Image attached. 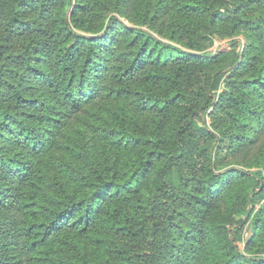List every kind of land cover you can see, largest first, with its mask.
<instances>
[{
  "label": "trees",
  "instance_id": "1",
  "mask_svg": "<svg viewBox=\"0 0 264 264\" xmlns=\"http://www.w3.org/2000/svg\"><path fill=\"white\" fill-rule=\"evenodd\" d=\"M0 264H264V0H0Z\"/></svg>",
  "mask_w": 264,
  "mask_h": 264
},
{
  "label": "rangeland",
  "instance_id": "2",
  "mask_svg": "<svg viewBox=\"0 0 264 264\" xmlns=\"http://www.w3.org/2000/svg\"><path fill=\"white\" fill-rule=\"evenodd\" d=\"M243 43H244V39L242 34H238L235 37H224V38L213 37L212 40L210 41L204 38H198L196 45L201 51H205L208 53L216 52L220 47H224L228 49L230 52L227 54V56H225L224 60L221 62L223 68L226 69L227 66L230 65L233 59V49L240 48L241 45H243ZM228 73L225 72L223 74L221 78L222 82L216 91L217 93L225 87V81L227 80ZM198 121L202 122L201 120ZM205 122L206 124L210 122V117L207 115L205 117ZM175 176H179V173H176ZM260 203L261 202H259L258 200H256L255 202L256 206H258ZM236 217L237 219H241L242 223L239 225L238 228L234 230L233 237L239 249L242 250L244 249V246L246 245L247 241L251 238V236L254 233V224L251 217L247 218L246 208L244 210L243 209L239 210Z\"/></svg>",
  "mask_w": 264,
  "mask_h": 264
}]
</instances>
